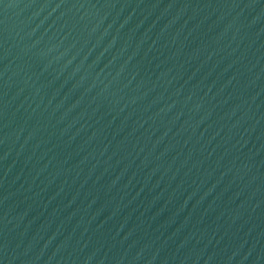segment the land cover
I'll return each instance as SVG.
<instances>
[{
	"label": "water",
	"instance_id": "95a60500",
	"mask_svg": "<svg viewBox=\"0 0 264 264\" xmlns=\"http://www.w3.org/2000/svg\"><path fill=\"white\" fill-rule=\"evenodd\" d=\"M0 264H264V0H0Z\"/></svg>",
	"mask_w": 264,
	"mask_h": 264
}]
</instances>
